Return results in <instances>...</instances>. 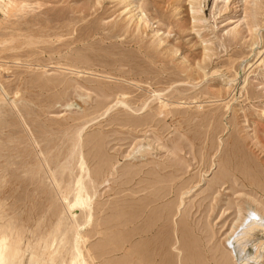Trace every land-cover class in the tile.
<instances>
[{"label":"rangeland","instance_id":"1","mask_svg":"<svg viewBox=\"0 0 264 264\" xmlns=\"http://www.w3.org/2000/svg\"><path fill=\"white\" fill-rule=\"evenodd\" d=\"M263 205L264 0H0L16 264H241Z\"/></svg>","mask_w":264,"mask_h":264},{"label":"bare ground","instance_id":"2","mask_svg":"<svg viewBox=\"0 0 264 264\" xmlns=\"http://www.w3.org/2000/svg\"><path fill=\"white\" fill-rule=\"evenodd\" d=\"M132 221L133 219L128 220L130 223ZM257 231L264 233V215L262 212H259L257 209H254L250 206L246 212L238 218L236 225L227 237V241L231 246V250L235 254V258H237L238 261H241V264H246V262L251 259H257L258 257H261L262 250H264L263 241L259 245L257 244V246H255V253H248L247 250L249 243ZM10 245L7 242V238L0 237V264H16V255H19L20 253L17 254L18 249L16 246L13 247ZM254 245H256V243ZM130 262L132 263V261Z\"/></svg>","mask_w":264,"mask_h":264}]
</instances>
